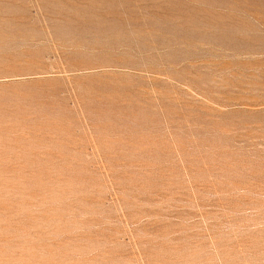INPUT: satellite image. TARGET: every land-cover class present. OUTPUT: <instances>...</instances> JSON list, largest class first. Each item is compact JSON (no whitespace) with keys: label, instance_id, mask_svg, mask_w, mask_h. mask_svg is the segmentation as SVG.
<instances>
[{"label":"rangeland","instance_id":"1","mask_svg":"<svg viewBox=\"0 0 264 264\" xmlns=\"http://www.w3.org/2000/svg\"><path fill=\"white\" fill-rule=\"evenodd\" d=\"M0 264H264V0H0Z\"/></svg>","mask_w":264,"mask_h":264}]
</instances>
